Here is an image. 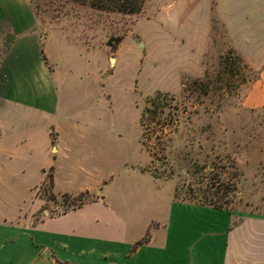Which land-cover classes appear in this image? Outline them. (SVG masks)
I'll return each instance as SVG.
<instances>
[{
    "label": "crops",
    "instance_id": "0c3cea01",
    "mask_svg": "<svg viewBox=\"0 0 264 264\" xmlns=\"http://www.w3.org/2000/svg\"><path fill=\"white\" fill-rule=\"evenodd\" d=\"M170 7L171 21L164 14ZM212 17L228 44L259 69L243 104L264 106V0H169L160 6L155 18L161 40L176 47L180 86L183 77L204 74ZM36 22L27 1L0 0V25L10 33L0 67V193L13 187L17 174L35 191L29 209L0 203V264H264V215L235 220L224 209L179 202L174 185L167 215L154 210L144 234L130 238L146 218L139 176L147 170L135 161L142 147L140 114L130 125L70 118L60 68L66 53L74 50L86 60L93 49ZM116 63L114 57L110 70ZM123 173L133 182L120 179ZM46 184L55 198L88 193L91 199L56 212L49 198L36 194Z\"/></svg>",
    "mask_w": 264,
    "mask_h": 264
},
{
    "label": "rangeland",
    "instance_id": "374dc122",
    "mask_svg": "<svg viewBox=\"0 0 264 264\" xmlns=\"http://www.w3.org/2000/svg\"><path fill=\"white\" fill-rule=\"evenodd\" d=\"M25 1L33 8L39 28L54 30L69 42L93 49L86 60L74 50L64 56L60 89L70 118L130 125L138 121L144 107L157 111L145 116L144 149L135 158L147 170L139 176L145 186L146 218L137 223L130 238L144 234L143 225L154 216V210L162 217L167 215L173 185L174 199L179 202L222 207L236 214L235 220L241 217L237 215H264V106L243 104L259 69L245 68L233 59L227 65L223 56L228 55V47L221 24L212 31L203 60L205 74L183 77L180 86L176 47L161 40L159 19L155 18L169 0H145L134 14L99 11L72 0ZM172 7L164 13L170 14L169 21ZM7 27L0 25V67L9 43ZM172 27L169 22L166 32H173ZM114 57L117 63L110 70ZM69 67L73 69L70 75L66 72ZM157 92L160 97L153 108L147 99ZM107 93L109 101L104 96ZM122 178L133 182L125 173ZM11 179L14 185L0 193V203L29 209L35 191L20 184L27 177L17 174ZM47 185L36 194L50 198L56 212L91 199L88 193L51 199L54 195ZM46 207L48 202L39 214Z\"/></svg>",
    "mask_w": 264,
    "mask_h": 264
},
{
    "label": "trees",
    "instance_id": "16d2710c",
    "mask_svg": "<svg viewBox=\"0 0 264 264\" xmlns=\"http://www.w3.org/2000/svg\"><path fill=\"white\" fill-rule=\"evenodd\" d=\"M72 1L80 3V4H88L92 9H96L99 11H107V12L108 11H115V12L122 13V14H134V13L140 12V10L142 9L144 2H145V0H72ZM217 23H218L217 19L215 17H212V31L214 30ZM211 34H212V32H211ZM226 45L228 47V50H227L228 55H225L223 57H224V60H226L227 65H231L232 63L230 64L228 61L231 62V59H233V61L240 62L245 68L253 69L245 61V59L234 48H232L228 44L227 41H226ZM229 54L232 56V58L229 57ZM259 75H260V72L258 71L255 78L251 82L254 83L256 80H258ZM159 97H160L159 92H157V94L155 96L149 97L147 99V103L149 104V106H152L153 108L156 107V100H158ZM156 113H157L156 109L155 108L150 109V107H144V109L141 111V113H140V125L143 129V138L145 135V130H147V128L145 127L146 124L144 122L145 116L147 114H151L152 116H154ZM49 178H50L49 181L51 183V177L49 176ZM63 196L68 197L70 195L64 194ZM53 197H51V199H55V197L54 198ZM83 203H84L83 201L82 202L80 201L79 204L76 206H80ZM201 205H205V204H201ZM76 206H74V207H76ZM210 206H212V205H210ZM212 207L218 208V209H225V208L217 207V206H212ZM147 241H148V237L146 236L142 240L138 241L136 243V245H140V244L145 243Z\"/></svg>",
    "mask_w": 264,
    "mask_h": 264
}]
</instances>
